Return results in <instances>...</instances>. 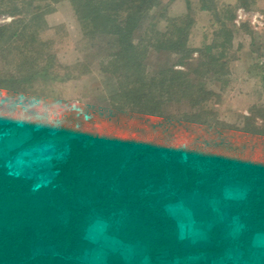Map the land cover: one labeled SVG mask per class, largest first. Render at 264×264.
Listing matches in <instances>:
<instances>
[{"label": "trees", "instance_id": "16d2710c", "mask_svg": "<svg viewBox=\"0 0 264 264\" xmlns=\"http://www.w3.org/2000/svg\"><path fill=\"white\" fill-rule=\"evenodd\" d=\"M69 1L76 17L87 22L91 38L98 34L118 38V49L111 56L114 61L102 67L116 78L109 97L112 114L86 140H67L57 185L33 190L26 180L0 170V264H79L78 258L92 245L84 238V229L93 211L117 228L116 235L123 241L144 244L151 258L157 250L181 257L184 244L165 205L187 192L222 198L228 183L240 182L248 188L243 199L227 201L229 212L244 224L240 235L250 240L264 231V109L251 111L240 123H229L201 106L212 93L203 81L192 78L191 70L171 66L145 75L149 45L185 56L192 52L184 28L174 24L167 32L156 33L153 41L149 37L133 43L138 23H144L146 13L160 0ZM199 1L202 9H212V0ZM17 3L0 0V13L12 17L0 25V47L9 52L20 49L15 16L28 18L19 21L26 29L31 13L38 10L32 0H20V7ZM31 37L25 49L32 46ZM205 51L209 54L211 46ZM40 72L0 79V83L22 86ZM184 100L199 108L161 111L164 103ZM198 252L191 246L187 254Z\"/></svg>", "mask_w": 264, "mask_h": 264}, {"label": "rangeland", "instance_id": "374dc122", "mask_svg": "<svg viewBox=\"0 0 264 264\" xmlns=\"http://www.w3.org/2000/svg\"><path fill=\"white\" fill-rule=\"evenodd\" d=\"M16 1L21 6L20 0ZM181 1L160 0L158 7L146 13L144 23H138L132 41L139 43L142 38L167 32L174 24L184 28L186 45L192 52L185 56L149 45L143 62L145 75L171 66L191 70L192 78L203 81L212 93L201 106L211 108L219 119L229 123H240L251 111L263 110L264 0H212L213 7L204 20L197 6ZM32 7L38 10L31 13L30 27L23 29L19 23L25 15L14 18L13 27L19 35L15 41L20 49L9 52L0 47V79L44 70L22 86L0 83V170L26 180L36 190L57 185L58 169L67 157V140H86L112 114L109 97L116 88V78L102 67L114 61L112 52L119 45L116 35L91 38L87 22L76 17L69 0H32ZM11 18L0 13V25ZM30 36L34 39L32 46L25 49ZM207 46H211L209 54ZM24 59L28 62L22 64ZM198 108H192L186 100L161 105L164 113ZM247 190L243 183H228L222 198L187 192L167 203L165 208L177 222L178 236L184 244V255L174 258L163 250H157L151 258L144 244L123 241L116 235L117 228L93 211L84 229V238L92 245L77 262L264 264V231L253 234L250 240L243 238L240 233L244 224L229 212L227 201L243 199ZM191 246L199 252L187 254Z\"/></svg>", "mask_w": 264, "mask_h": 264}, {"label": "crops", "instance_id": "0c3cea01", "mask_svg": "<svg viewBox=\"0 0 264 264\" xmlns=\"http://www.w3.org/2000/svg\"><path fill=\"white\" fill-rule=\"evenodd\" d=\"M178 1H180V0H177V2H178ZM182 1H183V2H182ZM182 1H181L182 3L185 2V4H186V2H187V3H189L190 5L192 4V5L197 6L198 15H199V17H201L203 20H204L205 18H208L209 11L204 10V9H202V8L200 7V1H199V0H182Z\"/></svg>", "mask_w": 264, "mask_h": 264}]
</instances>
